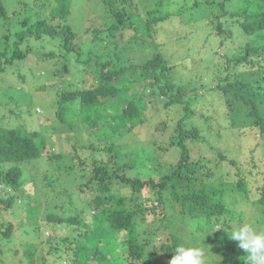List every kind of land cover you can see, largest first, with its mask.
Segmentation results:
<instances>
[{"label": "trees", "instance_id": "16d2710c", "mask_svg": "<svg viewBox=\"0 0 264 264\" xmlns=\"http://www.w3.org/2000/svg\"><path fill=\"white\" fill-rule=\"evenodd\" d=\"M43 1L50 3L51 0H41L42 3ZM103 1L108 13L113 15V24L108 28V33L104 34L105 37L100 36L98 31H93V35L88 39L75 34L65 24L73 0H56L57 3L52 7L48 19H37L31 24H27L29 19H25L23 26H17V31L11 37L5 36L0 42L2 47L0 74L4 71L6 73L8 68L12 71L16 69L22 83L26 81L25 76L28 74L20 72V65L32 59L31 56L35 54L29 45L31 40L46 39L52 49L42 62L56 61L55 64L47 61L52 65H49V68L43 67V72L36 79H42L46 75L59 76L55 68L61 59L60 68L65 72L69 71V61L72 59L81 63L82 78L78 81L79 86L69 91L56 89L58 94L54 99L55 116L60 120L72 117L79 122L78 126L92 128L93 133L108 143L106 151L112 153V157L106 163L93 160L89 164L79 161V165L82 166L80 178L84 180L79 189L85 193H92L91 203L98 212L94 213L91 226L82 223L85 230L80 228L74 230L78 233L76 239L66 237L60 242L56 241L55 237H50L48 240L57 244L53 254L60 253L61 248H65L66 255L70 257V264H128V261L134 258L141 264H150L145 255L150 241L143 237L145 234L143 221L147 211L155 215L156 209L161 207L162 215L158 220L166 229L174 227L176 220L196 234H201L212 226L221 225L225 232L219 229L211 233L210 241L215 243L211 250L222 255L223 263L234 261L235 264H244L243 257L246 253L237 247L238 242L229 240L226 235L233 224L245 221V212L236 208L239 205L235 202L237 198L233 204H226L227 192L234 191L237 197L240 193H245L247 197V184L244 183V178L240 177L244 173L237 167L239 179L235 186L230 187L223 181L215 180L212 160L205 156L195 160L190 155L188 143L202 141L199 127L191 120L195 116L196 108L204 101L205 94L197 92L204 89V85L198 87L194 80L197 76H189L185 82H181L180 75H173L174 71L179 70L175 59H170L173 63L170 64L166 55L164 57L156 52L157 48L153 46V36L157 32L155 26L169 16L160 13L158 8H152L146 10L147 19L144 20L140 13L127 12L124 0ZM185 2L195 9L200 6V9L207 13L208 17L205 18L207 28L215 30V37L220 36L226 40L225 45L232 43L233 37L231 29L224 30L226 24L224 22L227 21L224 18L233 19L227 26L237 24L241 29L243 39L241 41L236 39V42L234 40V50L216 62L213 78L215 86L205 90H216L223 97L222 101L230 99L231 104L241 105L238 103L241 100L246 107H251L249 116L255 117L254 126L258 127L261 135H264V121L259 117L260 112L256 106L257 99L264 101V0H241L236 11L224 10L227 0L219 4L216 0ZM23 6L22 10L27 9L28 5L24 3ZM8 17L3 0H0V19ZM240 17L245 21L240 22ZM123 31L131 34L133 40H140L143 49L141 52L144 55L136 56L142 59L141 62L129 59L128 52L123 55V51L117 49L118 37L119 39L122 37ZM107 37L112 41L104 45ZM112 45L113 49L110 48ZM151 47L153 53L149 57L147 50ZM188 60L185 58L181 62ZM95 69L101 71L96 72ZM136 74L138 75L135 76ZM85 76L94 79L87 87ZM43 89L46 88L40 86L37 90L40 92ZM246 90L253 92L252 99L246 98L244 95ZM151 102L162 105L164 115L159 113L160 119L153 117L144 119L143 115ZM222 104L226 103L223 101ZM74 106H78L77 112L72 110ZM141 127L154 134L155 131H166L169 133L168 149L177 151L176 163L162 166L160 163L156 164L160 166L156 167L159 173L157 180L150 177L143 180L142 173L132 172L137 165L148 168L147 164L140 162L138 155H130L131 151L123 144H118L119 139L128 135L136 139L137 129ZM154 134L153 136L157 135ZM37 136L36 132H28L22 127H0V187H2L0 204L9 209L13 206L16 192L20 189L19 180L22 176L20 166L24 162L40 158L44 150L42 144L49 141V139L46 141V138L38 143ZM153 142L156 143L154 139ZM159 150L166 151L167 148ZM219 158L222 161L226 159L225 155H220ZM229 163L236 164L233 161ZM5 164L11 165L9 169L1 168ZM120 185L128 188L130 192L127 194L114 192L113 189ZM144 190L156 197L148 196L143 199V203L137 204V198ZM2 194H6V197ZM170 200L172 208L179 207V212L174 216L166 214L164 210ZM150 201V209L145 210L144 206ZM256 203L261 206L264 215V183L261 196ZM29 206L27 203L25 209L27 218L34 215L33 208H28ZM188 218L191 219L190 222ZM195 219L197 222L193 223ZM44 222L45 225L33 222L35 234H40L44 227L52 235L58 225L80 224L75 218L53 214H46ZM14 226L7 224L1 231L3 225L0 222V244L2 240H9ZM160 230L161 227H155L151 233H159ZM182 240L179 236L171 235L168 241L152 248L165 258H172L174 253L171 250L177 244H181ZM208 260L210 264L217 263L215 260L212 261L211 257Z\"/></svg>", "mask_w": 264, "mask_h": 264}, {"label": "rangeland", "instance_id": "374dc122", "mask_svg": "<svg viewBox=\"0 0 264 264\" xmlns=\"http://www.w3.org/2000/svg\"><path fill=\"white\" fill-rule=\"evenodd\" d=\"M36 1L3 0L9 17L0 19V42L5 36L11 37L17 31V26H23L25 19H29L27 24L34 23L37 19H48L52 7L57 3L56 0H51L50 3H44V1L42 3L41 0L36 3ZM124 1L127 12L140 13L144 20L147 19L146 10L152 8H158L160 13L169 16L164 22L155 26L157 32L153 36V46L157 48L156 52L158 51L164 57L166 55L170 64H173L170 59H175V63L178 65L175 66L179 70L174 71L173 75H180L181 82H185L189 76H197L194 80L199 85L198 87L204 85V89L197 91L200 94H205L204 101L196 108L195 116L191 120L194 125L199 127L202 141L188 143L190 155L195 160L202 156L212 160L215 180L223 181L230 187L235 186L239 179L237 167L242 169L244 174L240 177L244 178V183L247 184V197L245 193H240V196L237 197L234 191L227 192L226 204H233L234 199L237 198L235 202H238L239 205L236 208L245 212V221L250 222L258 231H264V215L261 212V206L256 203L261 196L264 183V135H261L258 127L254 126L255 117L249 116L251 107H246L241 100L238 102L241 105L231 104L230 99H224L226 104H222L223 97L219 92L212 91V89L205 90L215 86L213 78L216 62L234 50V40L236 42V39L238 41L243 39V35L240 34L241 29L237 24L227 26L228 23L233 22V19L225 17L224 19L227 21L224 22L226 24L223 28L224 30L231 29L233 37L232 43L225 45L226 40L224 41L220 36L215 37V30L207 28L205 18L208 15L200 9V6L195 9L185 0ZM222 1L216 0L218 4ZM240 2L241 0H227L224 10L236 11ZM24 3L28 6L27 9L22 10ZM218 4L216 7L219 10ZM112 16L111 13H108L103 0H73L65 24L81 38L88 39L93 35V31H98L100 36L105 37L104 34L108 33V28L113 24ZM240 18V22L245 21L244 18ZM121 35L120 39L118 37L117 49L123 51V55L128 52L129 59L141 62L142 59L136 56V54L144 55L141 52L143 49H141L140 40H133L131 34L124 31ZM46 41V39L29 41L35 56L32 55V59L20 65V72L28 74L25 76L26 81L22 83L19 80V73L16 69L12 71L8 68L6 73L4 71L0 74V127H22L28 132H36L38 143L40 140L44 141L47 138V141L49 139L42 144L44 150L40 158L24 162L20 166L22 171L19 180L20 189L16 192L13 206L9 209L0 204V222L3 225L1 231L7 224L15 225L9 240L1 241L2 264H70V257L66 255L65 248L62 247L60 253L53 254V249L57 244L48 239L52 236L60 242L66 237L76 239L78 233L74 230L84 229L82 223L92 225V217L94 213L98 212V209L91 203L92 193H85L79 189L81 183L84 182L80 178L82 166L79 165V161L89 164L93 160L106 163L112 157V153L106 151L108 143L103 141L98 134L93 133L92 128L78 126L79 122L72 117L60 120L55 116L54 99L58 94L56 89L69 91L79 86L78 81L82 78L80 74L82 65L72 59L69 61V71L65 72L60 68L61 59L55 68L59 76L46 75L42 79H36L43 72V67L49 68V65H52L49 62L53 64L56 62L53 60L42 62V59L52 49ZM110 41H112L111 38L107 37L103 44ZM110 48L113 49L114 45ZM0 50H2L1 43ZM147 51L150 57L153 53L152 47ZM185 58L189 60L181 62ZM95 71L100 72L101 70L95 69ZM96 76L99 77L97 74ZM85 78L87 87L94 79L90 76H85ZM239 79L244 81L242 78ZM40 86H44L46 89L39 92L37 89ZM252 94V91H244V95L248 99L253 98ZM144 96L147 98L146 94ZM144 96L142 97L145 99ZM148 100H150L149 97ZM256 106L260 112L258 113L259 117L264 121V101L257 99ZM161 107L160 103L151 102L143 115L144 119L152 117L160 119L158 114L164 115ZM72 110L77 112L79 108L74 106ZM147 132L148 129L141 127L137 129L136 139L128 135L117 142L123 144L128 151L130 150V155H138L139 161L147 164L148 168L137 165V168L132 172L142 173L143 175L140 177L143 180H147L148 177L157 180L159 173L156 167L172 162V164L176 163L177 151L168 149L169 133L166 131H155L156 136H153L154 133ZM153 139L156 141L155 144ZM160 148H167V152L159 150ZM220 155H225V161L219 158ZM230 161L235 162L236 166L230 164ZM158 163L160 166L156 165ZM10 166L5 164L1 168L7 170ZM113 191L121 194L130 192L122 185L115 187ZM2 196L6 197V194H2ZM148 196L156 197L144 190L139 194L137 204L143 203V199ZM27 203L30 204L28 208H33L34 215L30 218L25 216ZM150 205L151 201L144 206V209L149 210ZM164 210H166V214L174 216L179 212V207L172 208L170 200ZM161 211V207L156 209L155 215L147 211L143 221L145 224L143 237L150 241V245L145 251L150 264H169L171 258H165L163 254L154 251L152 246L159 247L162 242L168 241L171 235L182 238L181 244L185 246L203 247L207 260L211 257L212 261H217L216 264H235L234 261L223 263L222 255L211 250V247L215 246V243L210 241L211 233L217 231H215L217 225L201 234H196L188 226L176 220L174 227L166 229L158 220L162 215ZM46 214L75 218L80 224H57L56 231L52 235L45 229L46 227L42 228L40 234H35L33 222H41L45 225ZM190 220L188 218L189 222ZM195 222L197 219L193 223ZM155 227H161L159 233H151ZM226 250L229 252L228 249ZM128 264L141 263L134 258L129 260ZM208 264H210L209 260Z\"/></svg>", "mask_w": 264, "mask_h": 264}, {"label": "clouds", "instance_id": "9594fccd", "mask_svg": "<svg viewBox=\"0 0 264 264\" xmlns=\"http://www.w3.org/2000/svg\"><path fill=\"white\" fill-rule=\"evenodd\" d=\"M219 229L225 232L221 225H217L215 231ZM226 235L229 240L238 242L237 247L246 253L244 264H264V231H258L250 222L241 221L233 224ZM171 251L174 254L169 264H208L203 247L177 244Z\"/></svg>", "mask_w": 264, "mask_h": 264}]
</instances>
